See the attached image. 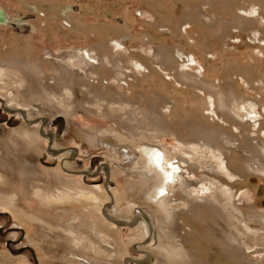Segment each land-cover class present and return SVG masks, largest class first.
Wrapping results in <instances>:
<instances>
[{"label": "bare ground", "instance_id": "1", "mask_svg": "<svg viewBox=\"0 0 264 264\" xmlns=\"http://www.w3.org/2000/svg\"><path fill=\"white\" fill-rule=\"evenodd\" d=\"M23 1L27 8H34L44 17L40 28L38 25L35 26L37 30H48L51 27L49 20L55 17L59 20H54L64 23L71 31H77V21L67 10L49 14L41 9L40 3ZM158 1L156 5L164 7L160 0ZM184 3L186 14L183 12L184 16L181 17L184 18L178 23V29L182 34L186 31L189 21L212 26L214 29L221 24L223 30L220 36L226 37V41L241 36H243L241 40L245 41L244 37H247L250 45L257 47L248 55L263 60L260 51L264 47V28L259 26V21L264 22V0H201L197 5L194 3L198 6L196 10L193 9L192 2ZM9 6L8 1L0 0V26L12 18ZM207 7H210L211 12L206 11ZM59 25L61 26L60 23ZM168 25L169 29L174 28L171 24ZM87 33L91 35V32ZM102 34H97L99 42L96 46H100L104 54L96 51L92 53L94 51L88 48L84 51L80 49L68 51L66 54L46 53L39 57L34 55L37 47L29 43L19 47L12 44L0 49V101L5 105L8 104L10 109L18 110V107L12 104L16 102L25 107L16 112L23 115L26 113V119L24 118L18 127L6 128L0 125V214H11L16 224L26 228L27 242L35 249L41 264H57L52 257L61 253L63 255L60 258L65 261L61 264H117L112 261L105 249L90 243V238L88 240L85 232L81 231L82 222L76 215L67 221L62 219L65 227L60 228L55 223L41 218L39 215L41 211H38V214L30 203L40 200L42 206L58 214L74 212L76 207L88 208L91 211H99V215L105 219L102 214L105 210L103 206L109 202L108 200L101 202L96 193L86 192L81 179L75 175L65 174L61 170L60 162L61 169L59 165L51 169L41 162L48 148L47 133L44 134L41 127L46 124L48 118L39 116V125H32V121L34 123L35 120L32 118L43 111L51 112L53 115L61 113L65 116L67 132L72 140L84 141V144L89 146V150L111 147L110 154L113 157H120L123 152L125 163L122 164L121 171L124 174L155 183L154 190L147 194L146 199L155 203L169 222L171 236L168 237H171V241L161 254L162 259H166V264H264V246L257 243L249 246L242 242L238 231L240 226L232 221L236 213L264 218L255 205L243 207V202L237 201L241 191L253 183L252 174L264 173L262 147L264 106L263 111H253L254 118L239 111L235 114L234 110L232 114L231 105L237 104L230 103L224 84L212 87L202 81L200 75L204 77V74H201V65L197 66L199 61L194 53L188 55L184 51L166 50L165 46L164 50L161 49L162 53L153 56L158 62L155 65L163 70L164 74L173 76L183 84L194 86L192 88H197L199 91H209L213 96V104L208 107L199 101L201 103L194 102L184 108L181 102L185 103V100H179L172 92L166 91L165 87L159 93L156 92L157 94L149 95V92L148 96L139 93L140 91L137 93L135 91L134 96L130 93L124 94L123 91L118 90L116 81L110 80L111 77L123 82L124 86L132 88L140 87L150 81L164 85L163 81L150 79L151 76H160L161 71L159 72L158 69L154 71L150 66L151 62L148 66L140 55L137 59H130L131 55H127L125 51L126 40L130 38V34L124 33L126 35L110 38ZM232 41L234 39H231V43ZM229 46L231 48L232 44ZM105 49L111 52L108 53ZM256 58L250 57L253 60L252 65H255ZM232 65H235L233 60L229 63L227 71L233 73L236 79L243 78L249 82L253 78L254 83H250L252 89L256 90L257 85L262 83L263 80L260 79L262 77L255 72L252 71L251 78L242 70L245 67L237 69ZM134 66L138 68L136 74L131 71V67ZM248 67L245 70H248ZM229 81L230 84L234 83L233 80ZM237 83L236 80L235 84ZM235 84L229 88L233 96L237 95ZM250 106L253 109L255 105L251 103ZM196 108L204 111L194 113L193 110ZM252 109L248 113H251ZM78 111L91 118L109 121V126H78L73 121V116ZM182 113L186 117H183ZM41 120H44L45 124L42 125ZM235 133L244 135L243 142L238 139L240 145L243 143L244 147L247 146L246 149L252 148V154L250 153L247 158L243 157L245 160L242 155H239L240 158L237 156L239 150L233 141V137L237 135ZM166 135L172 136L185 147L197 144L200 149L212 154L216 159V166L207 170L206 176L209 181L203 183L204 189L208 192L206 196L192 195L188 185L183 182L182 175V171L187 168L201 171L204 169L201 151L186 148L182 153L170 154L160 141ZM140 137L156 142H145L138 147L135 143L140 141ZM235 138L237 139V136ZM53 149L49 154L60 151L55 143ZM243 177H245L244 181ZM10 184H14L15 187H10ZM108 211L109 208L107 215L111 213ZM147 211H139L142 217H136L138 221L136 223L143 226L145 236H148L149 241L152 242L155 237L159 239L160 236L155 234L153 214L149 212L148 214ZM106 217L109 219H105L107 221L105 223L109 227L119 229L125 224L124 222L129 226L134 225L133 220L127 217L116 218L113 214L111 217ZM244 227L247 231H254L247 224H244ZM256 234L250 235L256 239L258 236ZM100 238L105 242L107 236L101 234ZM159 248L162 250L161 247ZM66 250L70 254L69 257L65 253ZM142 251L149 252L146 247ZM0 264H33V262L28 255H11L0 246ZM137 264L141 263L137 262Z\"/></svg>", "mask_w": 264, "mask_h": 264}, {"label": "rangeland", "instance_id": "2", "mask_svg": "<svg viewBox=\"0 0 264 264\" xmlns=\"http://www.w3.org/2000/svg\"><path fill=\"white\" fill-rule=\"evenodd\" d=\"M6 1H8V4L10 5L9 8L12 18L8 19L4 25L0 26V49H5L6 46L12 44H15L19 47L21 45H28L29 43L37 47L34 55L39 57L44 56L46 53L66 54L68 51L79 49L80 51H84V49L88 50V48L91 49V51H94L92 53H95L96 51L97 53L102 52L104 54L103 49L100 46V48L96 46L99 42L97 34L103 33L106 35V38L122 36V34H130V38L126 40L127 42L125 45V51L127 55H131L130 59L132 60L139 58L140 55V58L143 57V60L147 62L148 66L151 62L150 66L154 68L153 70L155 71V69H158L159 72L161 71V74L160 76H151L150 79L161 82L163 81L165 84L160 85L154 83V81H150V83L145 82L144 85L140 87L135 86L132 88L124 86L125 84L123 82H120L115 77H111L110 80L116 81L118 90L121 92L123 91L124 94L130 93L132 96H134V94L140 91L139 93H145L148 96L149 92V95L151 93L157 94L162 91L163 87H165L166 91L169 90L172 92L173 95L179 100H185V103L180 101L181 106L184 108L188 107L190 104H194V102L199 101H202L208 107L213 104V96L209 91H199L197 88H192L194 86L183 84L173 76L164 74V71L156 66L158 62L154 57L163 52L161 49L164 50L165 47H167L166 50L171 49L172 51L176 52L184 51L185 54L188 55H190L191 52L194 53L196 59L199 61L197 66L200 64L202 67V73L199 67L200 73L204 74V77L200 75V77H202V81L205 84L208 83L207 85L212 87H215L219 84H224L227 88V97L229 98L230 103L237 104L231 105L230 109L232 114H236V112L239 111L243 115H248V117L254 118L255 112L253 111H263L264 99L262 98H264V47H262L260 51V53L263 55V60L254 56L256 61L255 65H252V59L254 57L248 54H252L253 50L257 47L250 45L251 43L248 42L249 40L247 37H244L245 41H242L241 39H243V36H241V38H231L232 40L234 39L232 43L231 39L226 41V37L220 36L223 30L221 24H219L218 27H215L214 29L212 26L204 25L206 26L204 27L201 24L189 21L187 22L186 31L183 34L181 33L182 31L178 29L179 20L184 18L181 17L184 16L183 12L186 14L184 2H192L193 9L196 10L198 8L196 5L201 0H160L161 5L163 4L164 7L156 5V3L159 2L158 0H31L32 3H40L42 5L41 9L49 14L56 12L62 13L65 10H67L68 13H71V15L77 21L76 28H78L76 29L77 31L72 30L73 32L68 28V26H65L64 23L56 21L59 19L55 17H53L52 20H49L51 22V27L46 30L47 32L41 31L39 29L37 30L35 26L38 25L40 28V25H42L44 21V17L39 12H37V10L32 7L27 8L26 5L23 4V0ZM148 2H152L154 5ZM194 3H196V5ZM161 7L164 9L162 10ZM206 11L211 12L210 7H207ZM164 16L167 17V19ZM161 17L163 18L162 20ZM168 24H171L174 26V28L171 26L172 28L169 29ZM259 26L264 28L263 20L259 21ZM88 31L91 32V35H89L90 33H87ZM228 43L232 44V49L229 48L230 44ZM160 45H162V48H160ZM105 51L108 53L111 52L109 49H105ZM209 51L212 58L210 55H208ZM157 52L158 54H155ZM84 55H86V53H84ZM214 55H217V57L215 58ZM250 57L252 59H250ZM232 60L235 64L232 66H236L237 69H242L244 67L247 69L249 66L248 70H242L249 74L251 78L252 71L253 73L255 72L257 75L262 77L260 79L263 81L261 84L257 85L256 90L250 87V83H254L253 78L247 82L245 79L243 80V78L236 79L233 73L231 74V72L227 71L229 67L228 65L229 63H232ZM131 68V71L136 74V69L138 68L135 66ZM249 68L251 72L249 71ZM149 73V75H151V72ZM229 80H233L234 83L231 82L230 84ZM236 80L238 82L237 85L235 84ZM234 84L236 85V96L231 95L229 92V88L231 85L234 86ZM231 99L233 101H231ZM257 102L260 103L257 104ZM251 103L255 105V109L254 107L252 109L250 106ZM12 104L16 105L18 110L25 109V107L23 108V106H20L16 102H12ZM10 108L11 107L8 106V104L5 105V103L0 101V125L5 126L6 128H15L20 126L24 118L26 119V113H24V115L23 113L19 114L16 112L18 110H12ZM250 109H252L253 113H248ZM202 111H204V109L202 110L196 108L193 110L194 113ZM182 114L183 117H186L184 113ZM41 115L48 118V120H46V124L44 123V120H41L42 125L43 123L45 124L43 126L41 125V130L44 132V134L47 133L46 139L48 146L44 158H41V162L44 163L43 165L46 167H51V169L59 165L60 168V162L62 168L60 169L63 170L65 174L67 173L70 175H75L81 179L86 192L90 191L96 193L101 202H106L107 200L109 201L103 206V209L106 210V212L104 210L102 213L105 219H109L106 216L111 217L113 214V216L116 218L127 217L132 219L134 225L131 224L129 226L124 224L120 226L121 228L119 229L109 227V225L105 223L107 221L102 218L101 215H99V211H91L88 210V208L81 209L76 207V209L73 210L74 212H65L63 214L53 213L51 209L42 206L40 204V200H34L30 202L33 210H35L38 214V211H41L39 214L41 215V218H45L49 222L55 223L60 228L65 227L64 223L61 221L62 219L67 221L72 216L76 215L80 219V222H82L80 229L81 231L85 232V236L88 240L90 238V243L99 246L101 249H105V251L110 254L112 261L117 264H128L129 262L130 264H137V262L141 264H166V259H162L161 254L163 251H165V246H167L169 241H171V237H168L171 236L169 222H167L164 214L158 209L157 205L146 199L147 194H150L154 190V187L156 186L155 183L139 180L134 176L130 177L124 174L121 171L122 164L125 163V160L123 159V152L121 153L120 157H113L110 154L111 147H103L104 150L100 147L101 149L98 148V151L95 149H90V151L89 146L84 144V141L72 140L69 133L67 132L65 116L61 113H56L53 115L51 112L43 111V113H40L35 118H32L35 120L34 123L32 121L31 124L39 125L40 121H38V117ZM73 117V121L76 123V125L81 127H105L106 125L109 126L110 123L109 121L107 122L102 119L88 117L80 111L76 112ZM235 134L237 135L233 137V141L237 144V149L239 150L237 156L240 158L241 156L239 157V155H242V158H247L250 153L252 154V148L248 147V149H246L247 146L244 147L243 143L240 145V141L243 142V140H245L243 138L244 135H242V133ZM236 136L237 139L235 138ZM139 139L140 141L135 143V145L138 147L145 142H156L154 140L144 139L143 137H140ZM160 141L170 154L180 152L182 153L186 148L193 151H201L203 157L202 166L204 169L201 171L196 168H187L186 170L184 169L182 171V175L184 179L183 182L188 185V190L192 195L194 194L196 197L206 196L208 192L204 189L203 183L209 181V178L206 176L208 175L207 170L208 168L216 166L217 164L213 155L203 149H200L197 144L192 147H185L184 145L179 144L177 140L170 135L163 136ZM262 142L264 145V140ZM54 143L60 151L51 155V153L49 154V151L54 150ZM263 145L262 147L264 148ZM239 147H242L243 149ZM245 158L243 159L245 160ZM244 178L245 177L242 179L243 181L245 180ZM251 179L253 180V183L241 191L240 197L237 198V201L243 202V207H247L250 204L255 205L258 211L264 215V173H260V175L252 174ZM9 186L15 187L14 184H10ZM107 208L110 210L108 211L109 213H113L107 215ZM144 208L145 211L148 210L147 213L149 212L150 214H153L151 215L153 217V227L156 231L155 234L160 236L159 239L155 237L154 241L152 242L149 241L148 236H145L143 226L136 223L138 222L136 217H142L140 212H145ZM232 221L238 227L240 226L238 231L239 235L241 234L240 240L242 242H245L249 246H252L255 243L264 246L263 217H252L249 215H241L236 213ZM244 224H247L254 231L252 232L251 230H245ZM251 232L258 234L256 239L251 237ZM101 234H105V236H107L105 242H103L104 240L100 238ZM26 235V228L16 224L11 214H0V246L2 249L9 252L11 255H28L33 264H41L40 258L37 255L35 249L29 242H27ZM170 245L172 246V243H170ZM141 247H146V250L149 252H143V248L140 249ZM159 247H161L162 250ZM65 253H67L68 257L70 256L68 250H66ZM61 255L63 254L61 253L53 256L52 260L57 264H61L62 262L65 263V261L60 258Z\"/></svg>", "mask_w": 264, "mask_h": 264}, {"label": "water", "instance_id": "3", "mask_svg": "<svg viewBox=\"0 0 264 264\" xmlns=\"http://www.w3.org/2000/svg\"><path fill=\"white\" fill-rule=\"evenodd\" d=\"M118 223H123V222H118ZM125 224L127 223V222H124Z\"/></svg>", "mask_w": 264, "mask_h": 264}]
</instances>
